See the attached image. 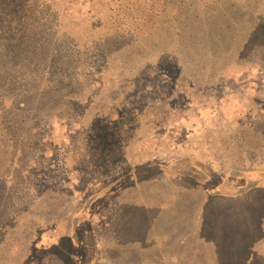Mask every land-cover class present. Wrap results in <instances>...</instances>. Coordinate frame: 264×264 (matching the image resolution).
Instances as JSON below:
<instances>
[{
  "label": "rangeland",
  "instance_id": "1",
  "mask_svg": "<svg viewBox=\"0 0 264 264\" xmlns=\"http://www.w3.org/2000/svg\"><path fill=\"white\" fill-rule=\"evenodd\" d=\"M1 71L0 264H264V0H0Z\"/></svg>",
  "mask_w": 264,
  "mask_h": 264
},
{
  "label": "trees",
  "instance_id": "2",
  "mask_svg": "<svg viewBox=\"0 0 264 264\" xmlns=\"http://www.w3.org/2000/svg\"><path fill=\"white\" fill-rule=\"evenodd\" d=\"M11 29H14V28L11 27ZM14 30H15V29H14ZM6 70H7V69H4V71H6ZM3 73H4L3 71L0 72V79H1ZM13 87H14V90H23V87H24V86H22V85H20V84H19V85H18V84H15V86H13ZM17 87H18V88H17ZM4 93L6 94V92H4ZM6 95H7V98H8V99L12 98V99H14V100H17V98H16L15 95H11V96H10L8 93H7ZM18 101H19L18 104H20L21 102H24V103L26 102V101L23 100V99H18Z\"/></svg>",
  "mask_w": 264,
  "mask_h": 264
}]
</instances>
